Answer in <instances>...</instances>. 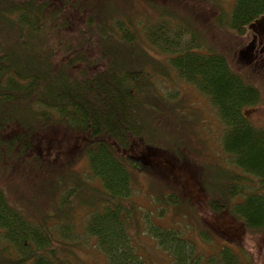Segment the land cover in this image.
<instances>
[{
    "label": "trees",
    "instance_id": "1",
    "mask_svg": "<svg viewBox=\"0 0 264 264\" xmlns=\"http://www.w3.org/2000/svg\"><path fill=\"white\" fill-rule=\"evenodd\" d=\"M116 7L104 0H0V244H6L0 247V264H8L7 252L16 257L13 264H73L66 257L71 228L60 216L73 200L89 209L83 232L94 238L106 264H147L134 241L143 232L173 264H243L228 248L209 257L197 254L178 230L150 224L145 231L135 219L140 210L133 199V172L157 181L164 173L161 163L169 164L174 155L177 168L182 167L177 175L192 177L195 171H187L184 153L147 139L158 130L150 113L159 115L157 104L166 99L157 92L158 66L141 65L146 61L143 44L167 55L168 67L209 100L224 126L220 150L238 170L214 191L203 190L211 198L206 196L204 211H198H226L252 230L264 227V127H256L247 111L261 102V92L236 72L232 58L203 50L202 39L200 44L196 40L203 35L192 24L189 29L176 25L173 33L166 27L178 20H157L138 33ZM214 12L211 23L239 34L248 28L256 33L261 50L253 51L264 54V25L259 33L254 28L264 20V0H233L228 15ZM250 51L239 57L241 62L235 57L242 70L249 68L247 58L258 57ZM122 55L130 57L124 64L118 62ZM158 137L168 138L165 133ZM79 155L85 158L88 180L97 181L100 189L92 191L88 182L73 176L76 188L68 187L57 198L58 188L71 178V173H60L59 165ZM33 174L43 176L39 191L51 195L43 206L18 189L38 183L16 186L15 181ZM46 178L51 180L47 185ZM174 195L158 190V214L176 203L191 208L189 200L174 201ZM48 201L52 216L44 210Z\"/></svg>",
    "mask_w": 264,
    "mask_h": 264
},
{
    "label": "rangeland",
    "instance_id": "2",
    "mask_svg": "<svg viewBox=\"0 0 264 264\" xmlns=\"http://www.w3.org/2000/svg\"><path fill=\"white\" fill-rule=\"evenodd\" d=\"M105 4L113 2L117 9L124 12L130 22L133 23V27L138 33L141 28H144L147 24L154 23V21H165L169 19L171 23L173 20H178L180 23H175L174 26L170 25L166 27L167 30L173 33L176 25L186 26L191 28V24L195 26L201 38H197V42L200 44L202 39V49L205 47L212 50V52H219L232 58L236 72L242 74L244 77H248L256 88L261 92L262 99L259 104L247 111V115L251 117L252 123L256 127H264V54L255 53V48L260 49V39L257 34H252L251 29H245L243 34L228 30V28L220 27L211 23L209 14L214 16V11H219L224 15H228L231 12L233 0H104ZM106 6V5H105ZM162 8V9H161ZM156 9V10H155ZM159 11L161 13H159ZM211 12V13H210ZM224 15L220 16L221 23L224 24L226 19ZM199 20L196 21L195 17ZM168 21V20H167ZM168 23L170 24V22ZM196 21V22H194ZM264 21V20H262ZM259 22L254 25L256 32L257 28L264 25V22ZM158 22V23H159ZM185 22V23H181ZM264 27V26H263ZM263 29V28H262ZM259 33V32H258ZM186 40L188 34L183 36ZM190 37V36H189ZM264 40V37H263ZM142 45V43H140ZM143 52L145 54L146 61L142 62V66L150 69L153 64H156V84L159 98L166 99L159 106V115L150 113L152 116L151 124L158 126V130L153 135H148L150 142L155 143L157 146L162 144L163 146L169 145L170 150L178 153L181 151L186 157V163L188 165L187 171H193L192 177H182L177 175L180 173V167L178 161L172 157L170 163H161L160 167H163L164 173L161 177L155 178L149 175L136 174L133 172V199L139 206L140 213L136 214L135 219L139 221L142 229L152 224V226L160 225L167 228H174L179 231L182 238L187 240V244L191 246L194 253L202 254L207 257L220 251L221 248H228L243 264H264V227L261 229H248L243 224V221L238 216H231L228 212H208L203 214L202 207L205 206L206 196L211 198L206 191H214L219 184L222 185V180L227 175L228 180H232L235 172L238 170L235 166L231 165L228 156L220 150L221 136L224 130V126L220 123L214 108L209 103V100L198 92L192 85L182 81L177 74L168 67L167 55L160 52L157 49L151 47L147 42L143 44ZM249 52L250 55L254 52L258 57L254 56L252 59L247 60L250 64H246L249 68L239 67V57L242 59L244 52ZM119 57L118 62L124 64L126 59H130L127 55ZM240 61L235 60L236 58ZM237 61V62H236ZM238 63V64H237ZM231 65V64H230ZM247 70V71H245ZM262 70V71H261ZM243 71V72H242ZM151 103V102H150ZM152 106V105H151ZM143 118L145 115H141ZM165 133L168 138H161ZM155 138V140H154ZM80 154V151H75ZM142 155H148L147 150H141ZM69 156V154L67 153ZM83 156V155H82ZM79 155L77 161L63 166L59 165V168H63L60 171H66L71 173L70 182L67 186L58 188L57 198L61 197V194L68 187L76 188L75 178L73 176H79L85 182L89 183V187L94 189H100V185L97 181L88 180V168L85 158ZM161 158L160 160H162ZM169 160V159H167ZM175 163V166H171ZM193 163L194 165H190ZM170 167H173L170 169ZM205 171L202 173V171ZM240 171V170H239ZM57 172V171H55ZM201 172V175H199ZM27 177V176H26ZM43 176L33 174L28 176L22 181H15L16 186L23 185L27 187L28 184L36 185L37 187L30 189H20L23 194H27L32 197L31 202L35 204L41 203V206L49 200L48 194L41 193L39 189L43 185ZM202 182V188L198 186L199 182ZM230 177V178H229ZM6 181L4 176H1ZM31 179V180H30ZM32 179L34 181H32ZM28 180V181H27ZM55 179H53L54 182ZM188 180V181H187ZM227 180V181H228ZM50 179H45V185L50 183ZM64 181V179H63ZM12 182V181H11ZM171 182V184H170ZM173 182L176 183L178 189L171 190ZM183 183V184H182ZM179 184L180 187L179 188ZM182 184V186H181ZM6 185V186H5ZM5 189L9 187L5 183ZM223 187V186H222ZM39 188V189H38ZM63 188V189H62ZM164 188L165 193L175 194L174 201L189 200L191 208L185 206L184 210L180 204L169 205L167 209L163 210L162 215L157 211L162 210L161 203L156 201L158 190ZM188 193V195L185 194ZM63 195H66L64 193ZM158 197V196H157ZM72 200V199H71ZM234 199L232 202L224 199V204H229L237 201ZM32 203V204H33ZM51 204L50 201L47 205ZM86 204V203H85ZM198 207V208H197ZM198 209L201 211H198ZM49 215L52 216V204L46 209ZM88 208H85L84 203L77 204L76 201H72L70 206H64V213L60 216H66L67 224L71 228L69 234L71 237L67 238V251L66 257L71 259L73 264H106L103 255L97 250L96 242L94 238L88 237L84 232L85 222L89 216ZM32 212V209L29 210ZM62 211V212H63ZM193 214H192V212ZM145 214L146 219L142 213ZM35 216L39 214L34 212ZM159 216H158V215ZM148 217V220H147ZM53 221V219H49ZM147 221L146 225L145 222ZM145 225V226H144ZM151 226V225H150ZM139 235L135 238V243L140 250V255L147 264H173L172 258L168 253L163 251L157 244V242L148 235ZM58 235V234H57ZM135 237V236H134ZM2 244V246H1ZM0 247L4 248L5 243H1ZM3 250V249H2ZM58 256L64 257L65 253L58 251ZM16 257L13 254H6V263L13 264ZM69 259V260H70Z\"/></svg>",
    "mask_w": 264,
    "mask_h": 264
}]
</instances>
